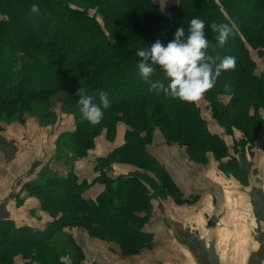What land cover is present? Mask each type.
Wrapping results in <instances>:
<instances>
[{
	"label": "trees",
	"instance_id": "obj_1",
	"mask_svg": "<svg viewBox=\"0 0 264 264\" xmlns=\"http://www.w3.org/2000/svg\"><path fill=\"white\" fill-rule=\"evenodd\" d=\"M33 4L40 7L38 15L31 13ZM94 8L103 24L90 16ZM193 18L205 23L208 55L236 58L235 70L222 73L202 100L229 136L241 133L235 150L254 145L264 110V0H179L165 12L154 0H0V108L35 107L59 97L67 113L78 119L82 114L75 94L80 86L94 103H100L99 90L111 101L100 124L81 121L70 135L79 145L76 156L54 159L64 175L46 172L25 187L43 201L44 210L53 205L54 216L60 210V219L44 231L1 221L0 264H15L18 254L40 264H64L60 257L67 252L57 246L64 228L85 230L124 253L152 248L154 235L146 227L154 197L159 191L164 196L179 193L170 172L151 154L157 133L167 145L184 150L192 162L205 165L208 154L214 155L226 175L244 181L246 172L230 154L227 141L211 131L200 104L149 91L138 74V49L150 48L156 40L166 46L179 27H184L186 40ZM213 23L233 29L223 48L210 27ZM156 67L152 79L167 86L168 79ZM225 82L229 91L223 88ZM118 125L126 129L123 145L98 159L95 168L94 182L105 189L96 199H86L92 183L81 181L66 164L86 156L101 134L112 141ZM114 164L133 165L143 173L113 177ZM66 242L72 263L84 264L82 248L70 235Z\"/></svg>",
	"mask_w": 264,
	"mask_h": 264
},
{
	"label": "crops",
	"instance_id": "obj_2",
	"mask_svg": "<svg viewBox=\"0 0 264 264\" xmlns=\"http://www.w3.org/2000/svg\"><path fill=\"white\" fill-rule=\"evenodd\" d=\"M261 115L264 123V110ZM208 122L211 131L227 141L230 154L236 157L240 168L246 172L244 181H239L231 174L226 175L214 155L208 154L207 164L198 165L189 159L184 150L166 145L162 136L156 134L155 144L150 148L151 154L170 172L179 193L177 196H164L159 191L154 197L152 218L146 227L154 235L152 248L124 253L112 242L89 236L88 243H95L92 244L95 248L87 251L91 253V263L264 264L263 135L259 134L254 145L248 143L247 146L235 150V140L239 142L241 135L236 132L229 136L217 122ZM118 130L112 141L107 139L105 133L96 139L95 147L86 155L90 160L83 158L73 163V171L79 179L92 183L85 195L86 199H96L105 189L102 183L94 182L98 177L95 173L96 161L123 145L126 129L121 126ZM0 145L9 147L4 140H0ZM0 154L6 155L7 151L0 148ZM10 154L9 162L14 163L13 153ZM49 163V160L43 161L33 171L23 167L24 173L20 172V175L27 177L16 183L15 191H12L14 186H10L0 196V222L10 220L18 227L46 230L52 220H31L30 211L25 210V205L21 206L20 203L33 202L35 198L24 187L28 184V176L35 179L39 176V170ZM131 173L143 171L133 165L123 164H114L111 171L113 177L129 176ZM92 174L94 177L91 178ZM152 193L154 194L153 191ZM17 204L19 207L16 210L13 207ZM72 231V235L76 232L78 235L87 232L78 228ZM84 257V264H88L86 254ZM26 262L36 264L29 260Z\"/></svg>",
	"mask_w": 264,
	"mask_h": 264
},
{
	"label": "rangeland",
	"instance_id": "obj_3",
	"mask_svg": "<svg viewBox=\"0 0 264 264\" xmlns=\"http://www.w3.org/2000/svg\"><path fill=\"white\" fill-rule=\"evenodd\" d=\"M154 1H156V3H158L163 8L164 12L171 5H175L179 2V0ZM89 14L91 17H97L101 24L104 23L103 17L97 8L89 10ZM57 98L55 97V100L47 104L39 102L35 107H31L30 105L14 106L13 108H0V140H4L7 144H9V147L8 145H0V148H4L7 151L6 155L0 154V196L5 194L10 186H14L12 191H15L16 183L27 177L26 175H20V172L24 173V170H22L24 166H26L29 171H33L34 168L38 165H41L43 161L48 162L49 160L51 162L48 164L49 169L44 170V167V169L39 170L38 174L40 177H42V174L49 172L53 173V175L57 177L58 173L64 175L62 172L64 170L61 167L62 165L60 166V164H57V161L54 163V158L60 159L62 156H64L63 154H69L67 156L70 157L72 155L76 156V154L73 153H77L79 151V145L77 141L72 139L70 135L76 130L78 127L77 125L81 121H84V119L82 117L77 119V117L75 118L72 114L67 113L69 112V108L65 107L62 104V101ZM225 100L228 101L229 99L225 97L224 101ZM199 104L201 106L200 110L202 114L206 116L208 120L217 122L213 116L214 112H212L209 105L203 100H201ZM261 124L262 135L264 129L263 121ZM119 126L121 127L122 125H118L116 127L117 130L120 128ZM86 134H88V131H86ZM158 134L162 136L161 133H157V135ZM9 152L13 153L12 160H15L14 163L12 161L9 162L11 160L8 158L11 155ZM86 157L87 156L80 157L79 159L83 160L84 158L86 160H90ZM97 164L98 161H96V165ZM66 167H73V164L69 161L66 164ZM39 176H36L35 179L32 176H28V180L26 182L28 184L25 183L26 185L24 187L35 180H40ZM92 177H94L93 174L91 175V178ZM31 195L35 198L31 204L20 203L21 206L25 205V210L27 209L30 211L29 214H31V220L35 222H46L50 219L52 220L50 223H53L57 219H60V210L56 212V215L54 216L50 212V209L54 207L53 205L46 206V209L44 210L43 201H41V199H39L33 193H31ZM17 207H19V204L13 208L17 210ZM34 207L37 209H34ZM72 232V229L64 228L60 230V233L58 234L57 239L60 241L57 244V246H59L58 251L60 252L62 248L65 252H67L66 255H61L60 260H62L64 264H73L72 262L74 260V256L72 254L70 255L71 245H67L66 242L67 236L70 235L77 244L81 245L83 253L84 255L86 254L88 259V264H95L90 262L91 253L87 252L95 248L92 245L94 242H89L90 244L88 243V237H92V235L88 232H84L79 235L78 232H76L74 235H72ZM27 260L28 259H26L23 254H18L14 257L15 264H19L20 261H23L22 263L25 264L30 263L26 262ZM31 263L40 264L36 261H31Z\"/></svg>",
	"mask_w": 264,
	"mask_h": 264
},
{
	"label": "clouds",
	"instance_id": "obj_4",
	"mask_svg": "<svg viewBox=\"0 0 264 264\" xmlns=\"http://www.w3.org/2000/svg\"><path fill=\"white\" fill-rule=\"evenodd\" d=\"M38 5H31V13H40ZM212 31L218 33V47L223 48L233 29L227 24H211ZM205 23L199 18H193L188 26L185 38L184 27H179L174 38L165 46L156 40L150 48L138 49V74L149 84V91L163 93L171 100L197 104L207 92L212 90L222 73L235 70L234 56L208 55L209 40L204 34ZM163 71L169 83L167 86L160 80H153L157 67ZM225 91L230 90V84H223ZM79 97L77 105L82 118L91 125H98L104 118V110L111 106L108 94L98 91L100 103H94V97L89 95L85 87L80 86L75 94Z\"/></svg>",
	"mask_w": 264,
	"mask_h": 264
},
{
	"label": "built area",
	"instance_id": "obj_5",
	"mask_svg": "<svg viewBox=\"0 0 264 264\" xmlns=\"http://www.w3.org/2000/svg\"><path fill=\"white\" fill-rule=\"evenodd\" d=\"M262 135H263V138H264V129H263V133H262Z\"/></svg>",
	"mask_w": 264,
	"mask_h": 264
}]
</instances>
